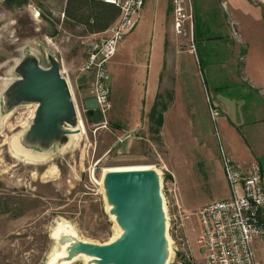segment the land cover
Segmentation results:
<instances>
[{
	"label": "rangeland",
	"instance_id": "374dc122",
	"mask_svg": "<svg viewBox=\"0 0 264 264\" xmlns=\"http://www.w3.org/2000/svg\"><path fill=\"white\" fill-rule=\"evenodd\" d=\"M222 2L227 3L228 11L243 17L253 8L248 0H190L192 17L181 25L180 36L192 25L204 28L207 37L216 32L220 36L229 16ZM64 6L65 0H9L0 6V264H46L61 253L63 239L69 235L75 248L65 251L72 257L68 264H96L87 246L106 247L121 231L109 213L103 169L142 166H151L159 173L166 247L172 252L166 264L196 263L199 229L195 214L228 195L218 167L220 144L216 122L208 116L211 133L201 134L197 133L198 127L192 128L188 120L184 121V106L192 100L191 89L187 87L183 89L185 93L181 92L184 84L176 80V102L171 120L165 118L160 139L153 131L155 127L150 126L151 97L146 96L144 87L134 78L138 63L148 60L147 50H142L150 44L153 14L156 13V24L164 23L166 17L172 22V0H144L141 23L148 27L137 37L136 46L127 57L117 46L107 65L111 108L104 123L101 121L98 126L85 123L83 135L68 141L69 144L42 151L22 142L35 111L33 104L2 112V94L18 79L14 68L28 54L36 56L43 68L48 67L45 55L51 54L73 78L66 67L85 54L93 37L83 35L80 28L64 30ZM254 8L260 14L263 12L261 7ZM247 20L250 21L248 17ZM228 35L230 40L220 37L218 46L220 40L233 42L230 32ZM233 65L231 61L228 66L218 65L223 77L220 87H229V92L236 75ZM206 81L208 92L200 78L194 87L209 95L210 82ZM77 89L72 91L81 112L82 92ZM130 130L133 132L126 135ZM46 171L53 175L44 179ZM60 223L67 227L68 233H59L54 238V229Z\"/></svg>",
	"mask_w": 264,
	"mask_h": 264
},
{
	"label": "crops",
	"instance_id": "0c3cea01",
	"mask_svg": "<svg viewBox=\"0 0 264 264\" xmlns=\"http://www.w3.org/2000/svg\"><path fill=\"white\" fill-rule=\"evenodd\" d=\"M248 1L253 6L250 14H247L249 22L247 17L238 16L231 10L228 11L227 3L222 2L229 16L223 28L225 31H222L220 36L216 32L213 36L207 37L205 29L195 25L189 26L183 36H180V30L176 32L174 23L172 25L173 21L170 22L166 17L164 23L156 24V13L153 14L150 44L142 50L143 52L147 50L148 56L145 53V57L148 60L143 59L138 63V71H135L134 78L140 86L144 87L146 96L151 97L149 114L153 110L161 111L162 127L156 135L160 139L163 137L165 118L167 121L171 120V111L176 102V80H182L184 84L181 92L187 87L191 89L190 98L192 100L190 101L192 102L185 98L183 101H187L184 106L186 112L184 121L188 120L192 128L198 127L197 133H211L208 103L215 105L219 113L215 121L218 130V144H220L218 167L223 183L225 181L221 170V152L237 165L256 164L261 171V184L264 189V6L252 0ZM257 6L262 8L261 14L254 8ZM142 9L134 29L118 45L125 57L136 46L137 37L148 27H145V22L141 23L144 17ZM229 32L233 42L222 43L220 40L218 46L220 37L225 36L227 40H230ZM47 54L45 55L46 62ZM83 59L84 54H81L75 59L73 65L66 68L73 73L71 74L72 79L78 80L84 76V85L77 87L79 89L77 90L82 92V99H86L92 97V76L90 73L79 74ZM230 61L235 64L233 67H236V75L231 80L233 88L229 92V87H220L223 77L221 72H218V65L227 64L228 66ZM124 67L127 68L128 65L125 64ZM203 71L206 73V79H204ZM199 78L202 85L206 86L207 92L206 80H209L211 94L207 95L205 90L200 92L199 88L194 87ZM182 97L181 94V99ZM150 126H154L152 122ZM130 132L133 130L125 134ZM188 132L192 134V130L189 129ZM193 132L195 133L194 130ZM227 196L218 200L226 199ZM194 254L201 259L200 250L199 254ZM253 254L257 264H264V241L254 243Z\"/></svg>",
	"mask_w": 264,
	"mask_h": 264
},
{
	"label": "water",
	"instance_id": "95a60500",
	"mask_svg": "<svg viewBox=\"0 0 264 264\" xmlns=\"http://www.w3.org/2000/svg\"><path fill=\"white\" fill-rule=\"evenodd\" d=\"M46 57L47 68L41 67L32 54L18 61L14 68L18 79L3 92L1 109L6 113L22 104L35 105L22 142L26 147L42 151L64 145L70 136L80 134L69 88L60 75L59 61L51 54ZM82 85L84 76L76 81L77 87ZM81 105L85 123L98 126L100 113L96 100L82 99ZM103 189L110 204L109 213L123 234L106 247L87 246L93 261L96 264H166L172 252L166 247V216L158 175L154 171L110 172L103 177ZM63 240L65 244L74 243L68 236ZM65 255L68 264L72 257Z\"/></svg>",
	"mask_w": 264,
	"mask_h": 264
},
{
	"label": "built area",
	"instance_id": "2783aa9c",
	"mask_svg": "<svg viewBox=\"0 0 264 264\" xmlns=\"http://www.w3.org/2000/svg\"><path fill=\"white\" fill-rule=\"evenodd\" d=\"M7 1L9 0H0V6ZM90 1L102 2L118 9V17L112 26L104 33L91 36L93 39L87 44L79 67L80 75L90 73L92 76V98L96 100L100 122H103L110 110V77L107 65L119 43L134 29L144 0ZM252 1L264 6V0ZM172 16L174 29L178 32L185 21L191 20L190 0H172ZM59 64L60 75L66 81L72 97L78 127L83 130L85 111L82 105V111L78 110L72 91L77 87V80L69 77L61 62ZM208 112L211 121L215 122L219 116L217 108L209 103ZM221 170L228 196L196 212L198 246L202 256L192 264H257L253 245L264 241V189L260 168L256 164L237 165L221 152Z\"/></svg>",
	"mask_w": 264,
	"mask_h": 264
},
{
	"label": "trees",
	"instance_id": "16d2710c",
	"mask_svg": "<svg viewBox=\"0 0 264 264\" xmlns=\"http://www.w3.org/2000/svg\"><path fill=\"white\" fill-rule=\"evenodd\" d=\"M117 17L118 9L102 2L65 0L62 26H64L65 31L80 28L83 35L93 36L107 31ZM149 118L155 127L153 129L154 133H158L162 127L161 111L153 110L150 112Z\"/></svg>",
	"mask_w": 264,
	"mask_h": 264
},
{
	"label": "bare ground",
	"instance_id": "6f19581e",
	"mask_svg": "<svg viewBox=\"0 0 264 264\" xmlns=\"http://www.w3.org/2000/svg\"><path fill=\"white\" fill-rule=\"evenodd\" d=\"M35 106V105H34ZM79 135H83V130L80 127V134L78 135H73L69 137V142H72L74 139H76V137H78ZM68 142V144H69ZM51 169V168H50ZM136 171H154L157 175H159V173L155 170V168L151 167V166H142V167H122V168H110V169H103V173L107 174L110 172H136ZM53 175V172L51 171H46L45 174L42 176V178H48L50 176ZM63 222V221H62ZM59 233H65L67 234V227L63 226L61 223L58 224V226L56 227V229H54V238H56V236ZM123 234V231H120V233L114 235L113 238H111L110 243H113L115 241H117ZM69 238L72 239V236L69 235ZM74 245L71 243L65 244L62 249H61V253L58 256H55L53 258H51L46 264H67L66 260L68 259L67 256L65 255V251L72 247Z\"/></svg>",
	"mask_w": 264,
	"mask_h": 264
}]
</instances>
